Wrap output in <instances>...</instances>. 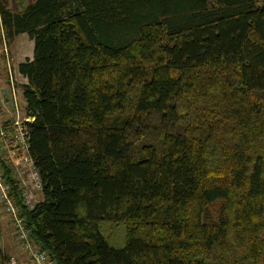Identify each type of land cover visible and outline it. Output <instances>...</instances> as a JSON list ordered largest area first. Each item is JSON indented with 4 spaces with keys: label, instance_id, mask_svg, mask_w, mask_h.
<instances>
[{
    "label": "trees",
    "instance_id": "1",
    "mask_svg": "<svg viewBox=\"0 0 264 264\" xmlns=\"http://www.w3.org/2000/svg\"><path fill=\"white\" fill-rule=\"evenodd\" d=\"M0 0L53 264H264V0ZM119 225L109 241L102 228ZM9 256L0 250V264Z\"/></svg>",
    "mask_w": 264,
    "mask_h": 264
},
{
    "label": "built area",
    "instance_id": "2",
    "mask_svg": "<svg viewBox=\"0 0 264 264\" xmlns=\"http://www.w3.org/2000/svg\"><path fill=\"white\" fill-rule=\"evenodd\" d=\"M9 43L0 24V158L8 165L20 187L27 208L39 198L38 171L28 149V123L33 119L21 96V73L12 60ZM24 76V75H22ZM25 77V76H24ZM26 78V77H25ZM26 81V79H25ZM0 209L8 219L15 247L24 255V264H51L45 251L29 238L28 229L9 194V185L0 170ZM11 257V256H10ZM9 257L11 263L14 258Z\"/></svg>",
    "mask_w": 264,
    "mask_h": 264
},
{
    "label": "rangeland",
    "instance_id": "3",
    "mask_svg": "<svg viewBox=\"0 0 264 264\" xmlns=\"http://www.w3.org/2000/svg\"><path fill=\"white\" fill-rule=\"evenodd\" d=\"M9 6L15 7L16 5L18 8L20 7L19 4H24L23 0H5ZM9 49L11 52V57L14 63L16 61H21L24 58L31 57L32 51V40L27 37L25 33H22L19 36L15 37V41L9 42ZM105 236L108 238L109 241L117 242L118 238L122 235V229L119 225H112L109 228H102ZM12 241V239H11ZM5 253L10 257L14 258V262L6 261L5 264H22V260L26 261L24 258L23 253L15 247V244L12 242L9 248L6 249ZM10 257V258H11ZM53 264V263H51Z\"/></svg>",
    "mask_w": 264,
    "mask_h": 264
},
{
    "label": "crops",
    "instance_id": "4",
    "mask_svg": "<svg viewBox=\"0 0 264 264\" xmlns=\"http://www.w3.org/2000/svg\"><path fill=\"white\" fill-rule=\"evenodd\" d=\"M31 0H23L24 4L25 3H28L30 2ZM11 9L13 10H17L18 9V6L16 5L15 7H11ZM22 33L24 32H21V33H18L16 34L13 38H12V41H15V37L19 34L21 35ZM20 61V60H19ZM18 61L15 62V64L17 63ZM20 80L22 82H25V77L24 76H20L19 77ZM12 239V241H11ZM14 243L13 241V237H12V234H11V227H10V223L8 221V219L4 216L3 212L1 211L0 209V250L1 251H6L7 248H9V246L11 245V243ZM26 261H23L22 260V264H24Z\"/></svg>",
    "mask_w": 264,
    "mask_h": 264
},
{
    "label": "bare ground",
    "instance_id": "5",
    "mask_svg": "<svg viewBox=\"0 0 264 264\" xmlns=\"http://www.w3.org/2000/svg\"><path fill=\"white\" fill-rule=\"evenodd\" d=\"M29 233V232H28Z\"/></svg>",
    "mask_w": 264,
    "mask_h": 264
}]
</instances>
